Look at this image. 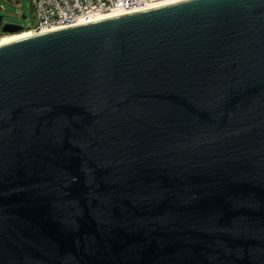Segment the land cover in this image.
I'll list each match as a JSON object with an SVG mask.
<instances>
[{"label":"water","instance_id":"water-1","mask_svg":"<svg viewBox=\"0 0 264 264\" xmlns=\"http://www.w3.org/2000/svg\"><path fill=\"white\" fill-rule=\"evenodd\" d=\"M0 264H264V0L0 44Z\"/></svg>","mask_w":264,"mask_h":264},{"label":"built area","instance_id":"built-area-1","mask_svg":"<svg viewBox=\"0 0 264 264\" xmlns=\"http://www.w3.org/2000/svg\"><path fill=\"white\" fill-rule=\"evenodd\" d=\"M179 0H32L37 23L32 33L147 9Z\"/></svg>","mask_w":264,"mask_h":264},{"label":"rangeland","instance_id":"rangeland-1","mask_svg":"<svg viewBox=\"0 0 264 264\" xmlns=\"http://www.w3.org/2000/svg\"><path fill=\"white\" fill-rule=\"evenodd\" d=\"M32 12V0H0V15L3 16V21L30 25Z\"/></svg>","mask_w":264,"mask_h":264},{"label":"bare ground","instance_id":"bare-ground-1","mask_svg":"<svg viewBox=\"0 0 264 264\" xmlns=\"http://www.w3.org/2000/svg\"><path fill=\"white\" fill-rule=\"evenodd\" d=\"M31 34H33V33L30 32L29 30H26V31H23V32H20V33L5 34V35H2L0 37V44L6 43V42H9V41H12V40L24 37V36H28V35H31Z\"/></svg>","mask_w":264,"mask_h":264}]
</instances>
